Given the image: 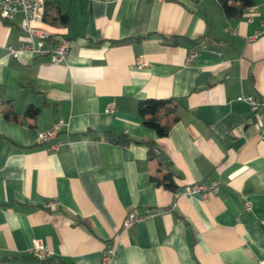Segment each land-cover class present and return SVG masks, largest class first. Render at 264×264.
Segmentation results:
<instances>
[{
	"label": "crops",
	"instance_id": "obj_1",
	"mask_svg": "<svg viewBox=\"0 0 264 264\" xmlns=\"http://www.w3.org/2000/svg\"><path fill=\"white\" fill-rule=\"evenodd\" d=\"M21 18L0 16V264H100L109 244L111 264H264V107L252 115L237 100L264 98V0L240 18L218 0H46L32 26L69 41L61 63L6 52L23 38ZM145 98L177 103L166 135L142 123ZM54 123L67 142L56 151L37 140ZM144 140L174 190L151 181L167 169ZM204 180L218 192L183 193ZM132 209L153 214L123 230ZM35 241L50 255L31 254Z\"/></svg>",
	"mask_w": 264,
	"mask_h": 264
},
{
	"label": "built area",
	"instance_id": "obj_2",
	"mask_svg": "<svg viewBox=\"0 0 264 264\" xmlns=\"http://www.w3.org/2000/svg\"><path fill=\"white\" fill-rule=\"evenodd\" d=\"M46 0H0V16L4 20H10L13 16L21 12L22 18L20 21V29L23 33V38L19 42L17 47L6 45V52L14 58L20 55L27 54L32 57L46 56L52 63L63 62L69 53L70 43L67 40H59L51 42L48 40L49 36L42 30L35 29L32 24L39 22L43 19L45 12ZM251 10V8H250ZM264 32V26L261 29ZM196 56L194 50H190L185 61L191 62ZM148 61L142 56L136 57L134 65L136 67L146 66ZM237 100L245 101L250 109L252 115H256L261 107H264V98H257L253 95L240 94L237 96ZM113 111V105L108 104L106 112ZM60 124L54 123L51 127L41 130L37 134V140L40 144L46 145V149L56 151L67 142H64L57 138V134L60 131ZM258 137L264 141V115L258 116ZM219 190V183L217 180H204L200 182H194L186 184L183 187V193L186 195H199L201 199L207 198L210 194H215ZM250 201H244L245 209H250ZM153 213L146 215H139L133 209L128 211L122 221V229L129 230L140 220L152 216ZM38 259H44L50 255L48 251L39 241H35L30 249ZM116 255L114 245H107L103 251L100 260V264H111Z\"/></svg>",
	"mask_w": 264,
	"mask_h": 264
},
{
	"label": "trees",
	"instance_id": "obj_3",
	"mask_svg": "<svg viewBox=\"0 0 264 264\" xmlns=\"http://www.w3.org/2000/svg\"><path fill=\"white\" fill-rule=\"evenodd\" d=\"M219 5L225 14V16L230 18H240L243 16L247 8L252 6L253 0H218ZM46 14V2H45V12L43 19ZM42 19V20H43ZM60 22L66 21V15L60 14L58 17ZM48 40L51 42H56L53 39L52 34H48ZM123 42V41H121ZM38 109L32 106H28L25 113L27 115H35ZM2 114L7 119H16V113L11 109H3ZM138 115L144 125L155 130L157 136H164L167 134L169 128L178 119L177 114V103L171 98H145L139 101L138 104ZM104 138L116 144H127L130 139L125 135H113L109 132L103 133ZM147 144V156L149 158H156L158 163L167 169L160 177L151 176V181L156 185H162L164 188L169 190L175 189L173 173L169 169L168 161L162 156V154L156 150L153 141L144 140Z\"/></svg>",
	"mask_w": 264,
	"mask_h": 264
}]
</instances>
